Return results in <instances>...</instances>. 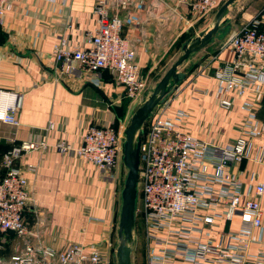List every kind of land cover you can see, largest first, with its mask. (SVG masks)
<instances>
[{"label": "crops", "instance_id": "0c3cea01", "mask_svg": "<svg viewBox=\"0 0 264 264\" xmlns=\"http://www.w3.org/2000/svg\"><path fill=\"white\" fill-rule=\"evenodd\" d=\"M106 2L110 13L118 11L122 18V36L130 43L140 73L151 86L182 55L184 46L214 24L212 14L204 18L192 15L178 0ZM242 2L252 0H237L231 6ZM94 5L95 0H66L65 4L62 0H16L5 16L0 25V90L18 93L21 98L19 127L0 123V162L3 155L25 141L44 143V150L32 151L14 163L32 190L33 203L25 212L26 225L36 236L31 243L55 250L69 243L97 247L106 264H114L118 206L127 174L121 159L112 171H98L74 153L60 154L55 149L59 140L78 146L90 126L112 127L121 134L123 121L137 105L125 97L108 71L87 74L76 63L70 65L69 72L66 68L60 71V64L57 70L54 67L52 49L61 37L65 36L71 47H83L86 36L96 29ZM262 10L246 8L237 15L246 23ZM232 24L227 23L228 30ZM229 39H214L187 62L182 72L177 70V87L182 93L167 113L173 117L182 112L181 131L217 147L239 136L246 117L243 104L253 97L248 93L242 97L228 94L224 98L232 103L231 108L219 105L221 96L212 75L233 59ZM254 97L257 116L264 122L260 110L264 95ZM49 123L54 125L52 131L46 130ZM263 140L261 135L255 142L252 159L229 169L237 175L247 172L240 178L252 187L264 177V164L254 161ZM260 205L264 213V197ZM22 246L12 233L3 234L0 258L5 262ZM258 248L264 250V245Z\"/></svg>", "mask_w": 264, "mask_h": 264}, {"label": "built area", "instance_id": "2783aa9c", "mask_svg": "<svg viewBox=\"0 0 264 264\" xmlns=\"http://www.w3.org/2000/svg\"><path fill=\"white\" fill-rule=\"evenodd\" d=\"M55 2L56 0H46ZM130 0H125L129 2ZM200 18L215 13L223 0H178ZM16 0H0V25ZM65 4L66 0H62ZM96 29L85 38V46L71 47L65 36L52 49V60L60 71L76 63L87 74L108 71L124 95L133 103L142 101L148 86L140 73L136 55L122 36L118 11L110 13L106 0H95ZM67 28H70L67 25ZM233 59L213 72L219 105L230 109L228 94L253 97L243 104L246 112L239 136L217 147L181 131L182 112L167 115L171 103L182 93L173 87L153 109L140 149L138 185L146 223V264H264V177L255 186L231 174L233 165L252 159L264 122L257 116V94L264 95V8L230 37ZM223 96V97H222ZM18 93L0 90V123L19 127ZM264 115V104L260 108ZM49 123L46 130L52 131ZM124 137L112 127L90 126L78 146L63 140L55 144L60 154L75 156L98 171H112L123 153ZM44 143L25 141L3 155L0 162V236L12 233L22 241V250L0 264H106L97 247L69 243L61 250L33 245L36 236L28 229L25 212L32 205V190L14 163ZM264 164V140L254 156ZM29 170H34L28 166ZM236 221L235 226L230 223ZM254 232H257L254 236ZM256 248L255 251L252 249Z\"/></svg>", "mask_w": 264, "mask_h": 264}, {"label": "water", "instance_id": "95a60500", "mask_svg": "<svg viewBox=\"0 0 264 264\" xmlns=\"http://www.w3.org/2000/svg\"><path fill=\"white\" fill-rule=\"evenodd\" d=\"M237 0H226L217 10L214 18L213 27L201 33L199 37L193 39L189 44L183 47L182 55L171 65L163 77L158 82L153 94L138 107L125 130V141L123 143L122 162L127 169L126 178L124 180L121 191V209H120V233L122 238L116 249V264H130L131 248L128 246L130 240V229L133 226L135 202L137 197V182L139 169V143L134 146V136L136 131L142 126L144 121L148 119L153 109L167 95L169 83L176 85L180 81L178 68L189 58V56L205 46H207L212 38L218 32L223 18L232 4Z\"/></svg>", "mask_w": 264, "mask_h": 264}, {"label": "rangeland", "instance_id": "374dc122", "mask_svg": "<svg viewBox=\"0 0 264 264\" xmlns=\"http://www.w3.org/2000/svg\"><path fill=\"white\" fill-rule=\"evenodd\" d=\"M225 1L226 0H223L222 4ZM249 3H251V2H248V3L242 2L241 4H237V5L231 6L232 7V8H230L231 10H229V11L227 10V12H226L227 15L229 13H231V14H229L230 15V19L228 20V22L233 23V24L230 27V30H228V25H227L228 22H225V17L227 15L225 14V16L223 18V22L220 24L218 32L212 38V41L214 39H217V40L224 39V38L228 39L231 36H233L235 33H237L239 31V29L243 25L246 24V23H241L239 21V18H238L237 14H239L241 12H244L246 10V8L252 9V12L253 11H259V10L264 8V0H252V3H251L252 5H250ZM247 4H248V6H247ZM239 5H242L243 8H241ZM251 6H252V8H251ZM216 12L211 15L213 17L212 18L213 21H214ZM213 25L214 24H212L211 27H213ZM211 27H209V28H211ZM204 48H202L201 50H203ZM201 50H199V51H201ZM199 51L191 54L189 56V58L178 68V70L180 72H182L184 67H185V65L187 64V62H189L190 60L194 59L195 55L198 54ZM157 84H154L153 86H151V85L147 86L146 91H145V93H144V95L142 97V101L137 103L135 109L132 110V112H131V116H129V118H127V119H125L123 121V125H121L122 126L121 135L124 137L123 143L125 141V135H124L125 130L127 129L128 125L130 123V119H131L134 111L138 107H140L153 94ZM174 86L175 85L172 82L169 83V87H168L169 91H168V93L172 91ZM156 106H155V108H156ZM153 111H152V113H153ZM152 113L149 115L148 119H146L144 121L142 126L136 131L135 136H134V146L139 143L138 144L139 145V165H140V149H141V145H142V142H143L144 137H145L147 125H148V122H149V120H150V118L152 116ZM122 157H123V153H122ZM122 157L120 158L121 161H122ZM126 173H127V169H126ZM138 173H139V169H138ZM136 189H137V197H136V202H135L134 221H133V226L130 229V240H129V243H128V246L131 248L130 264H146V256H147L146 223H145L144 214H143V211H142V197H141V193H140V188H139L138 182H137V188ZM120 199H121V197H120ZM121 204H122V200H120V204L118 206V217H117L116 230H115L116 237H117L116 238L117 245L119 244V242H120V240L122 238V235H121V238L119 237V233H120L119 224H120ZM116 249H117V246H116ZM114 264H116V252L114 254Z\"/></svg>", "mask_w": 264, "mask_h": 264}]
</instances>
